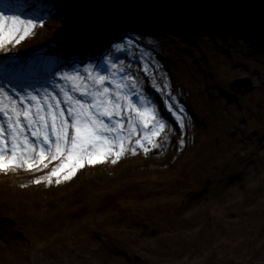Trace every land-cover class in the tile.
Listing matches in <instances>:
<instances>
[{
	"label": "rangeland",
	"instance_id": "374dc122",
	"mask_svg": "<svg viewBox=\"0 0 264 264\" xmlns=\"http://www.w3.org/2000/svg\"><path fill=\"white\" fill-rule=\"evenodd\" d=\"M214 1L45 0L55 18L0 52V83L10 69L17 81L29 72L49 79L42 94L71 87L62 72L131 39L116 61L124 71L115 79L127 74L137 87L123 89L125 100L136 92L138 106L149 85L180 126L166 122L153 143L137 145L147 130L125 104L127 150L116 163L111 154L85 161L67 180L51 175L66 154L0 171V264H212L221 253L264 262V16L231 19ZM239 78L252 90L235 87ZM185 105L196 125L178 113Z\"/></svg>",
	"mask_w": 264,
	"mask_h": 264
},
{
	"label": "snow or ice",
	"instance_id": "6c2138e0",
	"mask_svg": "<svg viewBox=\"0 0 264 264\" xmlns=\"http://www.w3.org/2000/svg\"><path fill=\"white\" fill-rule=\"evenodd\" d=\"M18 2L14 14L8 15L0 10V52L13 41L20 44L35 35V28L38 25L43 27L45 19L55 18L57 6L45 0ZM5 7L12 10L8 5ZM132 44L131 39L112 43L98 61H90L82 69L74 68L60 74L61 80L71 84L72 91H78L87 100L71 95L62 85L59 91L64 96L63 102L47 89L41 94L31 85H22L25 91L17 90L13 96L7 85L13 84L15 88V84L11 77L6 76V82L0 83V171L7 173L10 166L24 167L22 161L35 160L37 150L43 167L48 166L46 158L50 162L66 154L67 162L62 160L60 167L51 173L56 176L63 173L66 180L71 179L78 168H83L85 161L89 165L103 163L111 154L115 156L111 162L116 163L127 148L123 143L120 122L115 120L114 114L122 111L125 104L129 115L135 110L140 124L147 130L136 144L153 143L151 137L163 132L167 127L166 121L160 117L151 100L141 97L138 106H134L130 98L125 100L127 93L123 89L129 85L121 81L127 80V74L121 77V81L115 79L117 72L124 71L116 62L117 54L126 53ZM55 74V71L49 73L53 77V86ZM29 87L33 91H27ZM131 87L135 88V84ZM63 105L67 106L66 110ZM180 123L183 126L182 121ZM131 126L132 121H129ZM26 132H31V137ZM117 142L119 151L114 152ZM33 167L36 165L28 164L29 169ZM35 182L40 183L39 180ZM56 182L59 183V179Z\"/></svg>",
	"mask_w": 264,
	"mask_h": 264
},
{
	"label": "trees",
	"instance_id": "16d2710c",
	"mask_svg": "<svg viewBox=\"0 0 264 264\" xmlns=\"http://www.w3.org/2000/svg\"><path fill=\"white\" fill-rule=\"evenodd\" d=\"M226 4H231V5H238L237 9L242 10V9H248L251 6L257 5L259 3L264 5V0L262 2H258V0H224ZM222 256L216 257V260L212 262V264H254L251 261H246L244 257H232L228 256L227 253L223 254L221 253ZM264 264V262L260 263Z\"/></svg>",
	"mask_w": 264,
	"mask_h": 264
},
{
	"label": "bare ground",
	"instance_id": "6f19581e",
	"mask_svg": "<svg viewBox=\"0 0 264 264\" xmlns=\"http://www.w3.org/2000/svg\"><path fill=\"white\" fill-rule=\"evenodd\" d=\"M101 40L104 41V42L106 41V39L104 40L102 37H101ZM102 41H100L101 44L103 43ZM68 50H70V49H68ZM98 50H99V49H98ZM48 66H49V65H48ZM49 67H50V66H49ZM9 72H11V70H10ZM2 75L4 76V78H5L6 76H7V77H11L13 80H14V78H15L14 75H10V74H9V75H7V74L4 75V74H2Z\"/></svg>",
	"mask_w": 264,
	"mask_h": 264
}]
</instances>
